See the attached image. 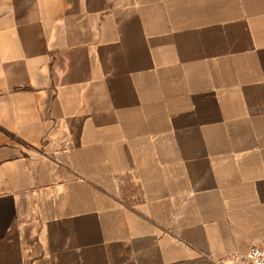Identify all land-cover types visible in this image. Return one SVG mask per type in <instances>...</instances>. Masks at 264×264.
Returning <instances> with one entry per match:
<instances>
[{
  "label": "crops",
  "instance_id": "1",
  "mask_svg": "<svg viewBox=\"0 0 264 264\" xmlns=\"http://www.w3.org/2000/svg\"><path fill=\"white\" fill-rule=\"evenodd\" d=\"M263 241L264 0H0V264Z\"/></svg>",
  "mask_w": 264,
  "mask_h": 264
},
{
  "label": "built area",
  "instance_id": "2",
  "mask_svg": "<svg viewBox=\"0 0 264 264\" xmlns=\"http://www.w3.org/2000/svg\"><path fill=\"white\" fill-rule=\"evenodd\" d=\"M244 264H264V241L253 245Z\"/></svg>",
  "mask_w": 264,
  "mask_h": 264
}]
</instances>
